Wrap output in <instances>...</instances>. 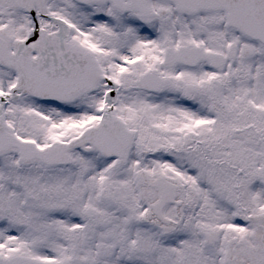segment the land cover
Listing matches in <instances>:
<instances>
[{
    "label": "snow or ice",
    "instance_id": "1",
    "mask_svg": "<svg viewBox=\"0 0 264 264\" xmlns=\"http://www.w3.org/2000/svg\"><path fill=\"white\" fill-rule=\"evenodd\" d=\"M0 264H264V0H0Z\"/></svg>",
    "mask_w": 264,
    "mask_h": 264
}]
</instances>
